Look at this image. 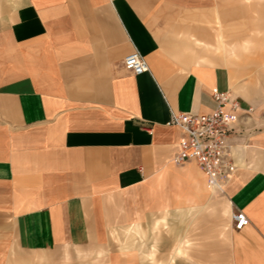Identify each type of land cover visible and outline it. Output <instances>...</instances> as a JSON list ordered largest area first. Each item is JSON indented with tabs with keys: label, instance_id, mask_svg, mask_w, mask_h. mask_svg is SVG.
Wrapping results in <instances>:
<instances>
[{
	"label": "crops",
	"instance_id": "1",
	"mask_svg": "<svg viewBox=\"0 0 264 264\" xmlns=\"http://www.w3.org/2000/svg\"><path fill=\"white\" fill-rule=\"evenodd\" d=\"M157 1L166 0H0V214L10 226L0 264H136L117 241L134 246L140 230L151 236L221 203L249 220L232 228L228 264H264V91L191 52H219V32L213 45L161 28ZM132 52L145 73L124 69ZM213 91L241 108L222 193L195 162L173 161L182 132L166 125L172 113H209ZM160 242L171 249L165 232Z\"/></svg>",
	"mask_w": 264,
	"mask_h": 264
},
{
	"label": "rangeland",
	"instance_id": "2",
	"mask_svg": "<svg viewBox=\"0 0 264 264\" xmlns=\"http://www.w3.org/2000/svg\"><path fill=\"white\" fill-rule=\"evenodd\" d=\"M240 7H245L246 11L242 15L234 13ZM155 8L160 11L163 20L160 27L173 31L176 38H184L189 30L196 37L216 45L215 33L219 32L222 45L225 44L219 52L201 50L190 44L191 52L206 54L209 57L207 63L224 65L239 73L241 80H251L255 87L264 91V0H166L157 1ZM244 38H248L246 49L241 47ZM215 212L214 207H206L202 215L191 214L183 219L177 218L172 225L153 228L151 236L148 228L140 230V239L135 242V247L131 240L116 243L120 251L136 250V264H150L141 256L150 251L155 252V261L166 264L169 254L180 241H188L189 244L183 248L184 254L174 264H228L226 246L232 231V213L226 203H221L219 213ZM2 219L0 214V237L9 238L10 226L1 223L5 221ZM165 228L166 231L163 230ZM163 232L172 237L169 250L160 246ZM2 244L6 245L7 242L0 240V253L4 251ZM213 246L217 253L215 255H212ZM97 261L86 262L83 259L68 264H104L103 260H100L102 263Z\"/></svg>",
	"mask_w": 264,
	"mask_h": 264
},
{
	"label": "built area",
	"instance_id": "3",
	"mask_svg": "<svg viewBox=\"0 0 264 264\" xmlns=\"http://www.w3.org/2000/svg\"><path fill=\"white\" fill-rule=\"evenodd\" d=\"M123 67L136 76L147 71L146 62L138 52L127 55ZM212 98L216 106L209 113H172L166 125L182 132L173 161L195 162L206 177L208 189L222 193L236 171L229 138L235 133L241 108L229 92L213 91ZM231 223L234 230L240 231L249 225V220L243 211L237 210L231 214Z\"/></svg>",
	"mask_w": 264,
	"mask_h": 264
}]
</instances>
